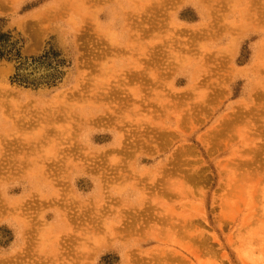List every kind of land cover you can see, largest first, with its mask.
<instances>
[{
    "label": "rangeland",
    "instance_id": "rangeland-1",
    "mask_svg": "<svg viewBox=\"0 0 264 264\" xmlns=\"http://www.w3.org/2000/svg\"><path fill=\"white\" fill-rule=\"evenodd\" d=\"M0 264H264V0H0Z\"/></svg>",
    "mask_w": 264,
    "mask_h": 264
},
{
    "label": "trees",
    "instance_id": "trees-1",
    "mask_svg": "<svg viewBox=\"0 0 264 264\" xmlns=\"http://www.w3.org/2000/svg\"><path fill=\"white\" fill-rule=\"evenodd\" d=\"M12 36L10 33H2L0 32V61L6 56H11L12 54L15 56H19V53L14 54L15 48L7 50V45L12 43Z\"/></svg>",
    "mask_w": 264,
    "mask_h": 264
}]
</instances>
